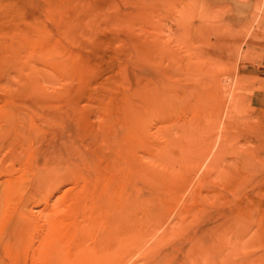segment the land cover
Wrapping results in <instances>:
<instances>
[{
    "label": "rangeland",
    "instance_id": "rangeland-1",
    "mask_svg": "<svg viewBox=\"0 0 264 264\" xmlns=\"http://www.w3.org/2000/svg\"><path fill=\"white\" fill-rule=\"evenodd\" d=\"M0 264H264V0H0Z\"/></svg>",
    "mask_w": 264,
    "mask_h": 264
}]
</instances>
